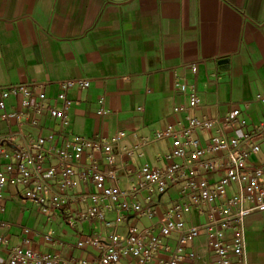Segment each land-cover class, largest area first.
Here are the masks:
<instances>
[{"label":"crops","instance_id":"1","mask_svg":"<svg viewBox=\"0 0 264 264\" xmlns=\"http://www.w3.org/2000/svg\"><path fill=\"white\" fill-rule=\"evenodd\" d=\"M193 64L196 72L190 68ZM82 78L89 79L91 86L68 93L73 105L65 124L47 113L37 126L31 125L32 116L10 124L0 119V134L19 132L34 139L53 134L59 147L83 137L113 143L120 153L151 139L167 125L184 123L188 114L222 119L240 109L248 126L229 128L226 134L241 135L264 117V105L257 100L258 95L264 96V0H0V86L40 83L56 99L60 81ZM177 83L196 90L201 102L192 111L175 113L176 107H188V95ZM101 109L109 114L100 116ZM8 110L23 112L16 98L10 99ZM198 136L205 143L209 134ZM21 143L18 140L4 148L12 153ZM172 149L169 140L153 142L133 157H124L122 163L127 172L143 165L165 169L171 163ZM262 158L264 151L253 161ZM80 162L82 167L93 163L100 170L106 167L103 152L86 151ZM6 163L0 155V171ZM122 187L130 184L124 181ZM75 192L92 193L95 188L91 181L79 182ZM2 195L3 257L27 237L43 253L94 260L100 251L97 247L79 250L76 243L88 237L106 241L110 234L99 221L71 222L77 209L74 203L67 211L43 215L22 189L8 186ZM146 196L143 193L139 201L144 202ZM177 197L178 191L172 190L169 199H164L167 203L155 198L149 205L159 217H131L120 225L119 234L125 237L132 226L155 227L169 200ZM108 218L114 220L116 215L110 213ZM187 220L199 225L205 218L193 213ZM45 235H53L56 242L48 244ZM245 238L241 261L264 264V213L247 219ZM162 241L171 249L177 245L176 236ZM188 251L196 258L181 264H215L204 236ZM167 254L162 252L155 264Z\"/></svg>","mask_w":264,"mask_h":264},{"label":"built area","instance_id":"2","mask_svg":"<svg viewBox=\"0 0 264 264\" xmlns=\"http://www.w3.org/2000/svg\"><path fill=\"white\" fill-rule=\"evenodd\" d=\"M196 67L190 66L194 72ZM59 85L56 99H51L40 83L0 86V119L10 124L32 116L31 125L37 126L47 113L65 124L73 105L68 93L90 88L91 81L68 79ZM176 85L188 95V107H176L175 113L195 109L201 102L196 90L184 83ZM12 98L19 100L23 112L8 110ZM257 100L264 105V96L258 95ZM57 103L62 104L61 108ZM98 114L104 116L109 112L101 109ZM241 116L240 109L222 119L188 114L184 123L167 125L151 139L145 138L134 149L120 153L115 152L113 143L83 137L59 147L53 134L37 139L25 138L19 132L0 134V155L7 160L0 171V211L4 210L2 192L13 186L22 189L25 198L37 204L43 215L67 211L66 207L74 203L77 209L71 222L99 221L110 230L106 241L88 237L76 243L79 250L97 247L100 251L94 260L68 257L60 252L43 253L26 237L22 245L9 249L4 257L0 255V264H155L162 252L168 254L160 264H181L196 258L188 249L202 236L207 239L215 264H245L241 261L247 245L245 223L251 215L264 213V158L258 163L253 161L264 151V117L243 134L228 137L227 129L248 126ZM201 132L209 134L205 143L198 136ZM18 140L22 143L12 153L5 150L6 144ZM165 140L171 141L173 147L168 155L171 163L165 169L143 165L135 172L125 170L124 157H133L141 148ZM86 151L103 152L105 169H98L95 163L82 167L80 161ZM89 181L95 192H75L79 182ZM124 181L130 184L129 188L122 187ZM172 190L178 191V197L169 200L155 226L157 233L155 227L132 226L125 237L119 234L120 225L131 217L158 218L159 212L149 203L157 197L158 203H167L164 199H169ZM145 192L148 196L140 202L138 198ZM110 213L116 215L114 220L108 218ZM193 213L203 216L205 221L191 224L187 216ZM172 236L177 237L174 249L162 241ZM44 240L48 244L56 242L53 235H45ZM4 243L6 240L0 238V244Z\"/></svg>","mask_w":264,"mask_h":264}]
</instances>
